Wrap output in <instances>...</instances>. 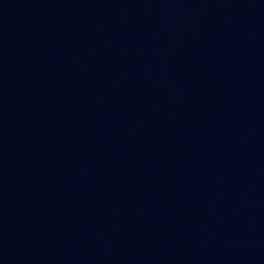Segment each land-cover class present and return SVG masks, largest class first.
I'll use <instances>...</instances> for the list:
<instances>
[{
	"label": "water",
	"instance_id": "water-1",
	"mask_svg": "<svg viewBox=\"0 0 264 264\" xmlns=\"http://www.w3.org/2000/svg\"><path fill=\"white\" fill-rule=\"evenodd\" d=\"M0 264H264V0H0Z\"/></svg>",
	"mask_w": 264,
	"mask_h": 264
}]
</instances>
